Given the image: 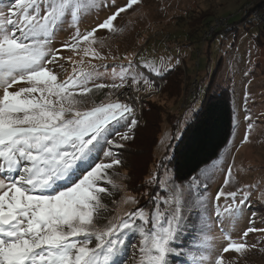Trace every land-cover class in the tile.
Wrapping results in <instances>:
<instances>
[{
	"label": "snow or ice",
	"instance_id": "6c2138e0",
	"mask_svg": "<svg viewBox=\"0 0 264 264\" xmlns=\"http://www.w3.org/2000/svg\"><path fill=\"white\" fill-rule=\"evenodd\" d=\"M137 2L128 0L121 7L108 0H7L6 5L0 4V264H126V231L139 238L140 264H170L173 255L189 257L181 264H223L224 257L214 252L243 255L254 247L243 242V237L264 231L247 227L240 241L229 236L217 249L211 243L217 238L208 234L211 227L205 222L197 231L204 233L206 254L193 255L191 248L183 251L177 243L186 226L182 209L195 211L203 204L204 194L194 195L200 189L196 176L182 183L173 177L164 183L159 198L153 193L156 212L151 220L140 208L126 219L114 218L116 223L109 220L99 226L107 205L101 195L106 188L97 181L122 163L121 141L133 138L139 121L135 106L125 102L102 103L90 110L81 106L89 102L87 94L94 88L118 90L130 78L133 84L143 79L150 90L152 81L138 72L129 74L123 67L119 83H96L99 73L95 69L74 71L69 79L58 80L55 69L63 68L58 55L62 49H74L98 29H112L117 17ZM101 7L115 11L82 33L84 16ZM64 25L74 29L71 40L55 48L53 42ZM134 67L151 69L148 62L134 66L130 61L128 69ZM155 75L164 78L161 71ZM21 82L28 86L17 88ZM203 114L201 108L188 117L187 126L194 127ZM108 183H112L110 178ZM149 183L162 187L158 178ZM220 196H225L223 207ZM173 198L177 202L165 215L161 204L168 205ZM215 199L216 223L227 227L245 215L247 192L239 201L237 192L221 191ZM125 202L136 200L127 197ZM196 218L200 219L198 211Z\"/></svg>",
	"mask_w": 264,
	"mask_h": 264
},
{
	"label": "rangeland",
	"instance_id": "374dc122",
	"mask_svg": "<svg viewBox=\"0 0 264 264\" xmlns=\"http://www.w3.org/2000/svg\"><path fill=\"white\" fill-rule=\"evenodd\" d=\"M108 2L121 7L128 0ZM260 3L264 0H138L117 17L112 29H98L89 40L58 53L62 57L59 63L63 64V68L55 69L58 80L69 79L74 71L78 74L81 69H95L99 73L96 83H119L123 67L129 74L138 72L152 81L150 90L143 79L133 84L130 78L118 90L94 88L87 94L89 102L81 106L82 110H90L102 103L120 102L121 93H129L139 121L133 138L121 141L124 147L118 151L122 163L108 169L105 178L97 181L106 188L101 194L102 202L108 199L106 196L112 199L107 201L102 220L116 223L114 218L126 219L128 213L140 208L151 220L156 212L153 193L159 198L165 190L164 183L173 178L171 155L187 118L199 110L209 88L222 87L231 95L233 134L219 157L195 175L200 189L194 195L203 193V204L195 211L182 209L186 226L177 243L182 246L194 242L190 245L200 250L193 254L199 256L206 254L202 246L204 233L197 231L205 227V222L211 227L208 234L217 238L211 242L217 249L227 243L229 236L240 241L247 227L264 229V24L256 26L249 19L252 6ZM244 9L247 14L243 16L240 12ZM113 11L114 8L101 7L86 14L80 31H91ZM73 31L64 25L53 46L60 48L70 41ZM130 61L134 66L148 62L151 69H128ZM155 71H161L164 78L156 76ZM22 86L28 85H16ZM152 127H156L155 139ZM109 178L112 183H108ZM157 178L161 189L149 183ZM186 191L185 186V194ZM221 191L237 192V201L244 192L248 193L245 215L227 227L216 223L215 198ZM127 197H134L136 203L125 202ZM177 198L183 203L182 197ZM177 198L168 205L161 204L160 210L167 215ZM219 203L223 207L225 196H220ZM150 227L151 224L147 226ZM243 242L254 247L243 255L221 251L213 255H222L223 264H264V231L249 233ZM139 247L138 236L132 234L129 250L124 253L126 264H140Z\"/></svg>",
	"mask_w": 264,
	"mask_h": 264
},
{
	"label": "trees",
	"instance_id": "16d2710c",
	"mask_svg": "<svg viewBox=\"0 0 264 264\" xmlns=\"http://www.w3.org/2000/svg\"><path fill=\"white\" fill-rule=\"evenodd\" d=\"M0 4L6 5L7 0H0ZM263 11L264 3L254 5L251 9V13ZM253 24L259 26L264 24V21ZM201 108L204 109V114L201 116L199 122L192 128L186 125L171 155L170 163L173 177L178 178L181 183L189 177H194L202 169L214 162L223 149L227 147L233 134V110L231 95L228 89L222 87L209 88L206 91L199 110ZM156 123L153 126H156ZM151 129L152 133L151 130L150 133L155 139L157 137L156 127H152ZM134 146L137 148L136 143ZM143 150L146 151V154L150 155V151L145 150V148ZM105 198L108 199L102 203L107 205V201H111L112 199L107 196ZM107 222V219H101L99 226L103 227L107 225ZM132 234V232L128 231L124 234L126 251L129 250ZM196 236L198 237L197 234ZM190 244H194V242H186V244L182 245V249L187 251L191 248L192 253L200 250V248H196ZM92 246L90 245V247ZM186 259H189V257H177L173 255L170 257V264H181ZM126 262H128L127 259Z\"/></svg>",
	"mask_w": 264,
	"mask_h": 264
},
{
	"label": "built area",
	"instance_id": "2783aa9c",
	"mask_svg": "<svg viewBox=\"0 0 264 264\" xmlns=\"http://www.w3.org/2000/svg\"><path fill=\"white\" fill-rule=\"evenodd\" d=\"M240 14L243 15V16L246 15L247 14V10L246 9L241 10ZM249 16H250L249 19L253 23H257L259 21H264V14H260V13H257V12H253ZM120 102H125V103H128L130 105H134L132 96L129 93L124 94L123 95V98L120 100Z\"/></svg>",
	"mask_w": 264,
	"mask_h": 264
}]
</instances>
